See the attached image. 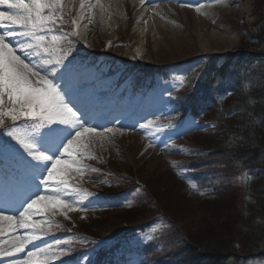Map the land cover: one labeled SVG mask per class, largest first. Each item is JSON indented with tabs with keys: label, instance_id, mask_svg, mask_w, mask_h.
Returning <instances> with one entry per match:
<instances>
[{
	"label": "rangeland",
	"instance_id": "obj_1",
	"mask_svg": "<svg viewBox=\"0 0 264 264\" xmlns=\"http://www.w3.org/2000/svg\"><path fill=\"white\" fill-rule=\"evenodd\" d=\"M83 2L86 7L81 9V0H64L62 9L66 8L68 17L63 20V23H60V27L67 29L69 34L73 30L79 33L74 36L86 50L78 51L77 58L85 61L92 59L93 57L88 53L90 51L96 54L94 56H97L93 59L100 60L101 55L104 54L108 59L126 64L128 77L132 75L158 77L155 78V81L152 79L142 80L148 84L154 83L155 86L149 92L146 104L140 107L147 115L163 117L173 114L175 110L172 107L164 106L165 101L168 100L167 94L182 90L180 97L187 98L188 106L182 105L179 112L176 113L175 120L174 118L163 119V123L169 122L171 124L167 127L177 126L178 129L183 124L186 126L173 133L168 131L165 126L157 125L142 130L140 125L147 124L151 120L136 118L134 115L128 118H125L124 115H117L112 120L95 116L88 118L89 123L94 122L96 125L113 128L114 132L106 134L107 140L97 138L94 146L90 148L91 154L95 158L83 161H95L103 170L124 178L125 180L116 184L118 190L133 186L138 182L143 185L147 198L143 196V199L138 203V195L123 196L116 203L109 204L105 199L93 203L88 198L89 195H81L79 197H82L83 204L87 206L86 211L56 209L47 205L48 208L55 211V215L52 214V211H46L45 216L37 215L31 220L33 222L43 219L53 221V226L48 229V234L67 231V229L78 232V237L65 238L64 240L70 243L59 247L69 248V253L79 255L82 258L81 264L104 263L110 258V255L104 256V251L108 249L107 245L111 241L109 237L119 235V241H125V238L120 237L124 236L131 226L138 221L144 222L161 213L169 219L167 226L169 232H172L170 245L174 249L175 246L180 248L183 243L193 247L196 235L199 236L198 241L202 242L206 238L208 229L210 232H216L221 228L227 229L231 239L235 243H240L241 224L238 225L237 230L232 227L235 215L230 209L233 206H236L238 210L239 208L245 209V207L255 208L257 203H260V207L264 200L261 201L258 198L254 188L262 183H258L259 181L252 183V180L248 181L245 178L243 182L247 184L244 186L248 185L250 188L238 185L240 189L233 187L225 193L214 187L211 176L218 178L234 175L228 166L231 157L229 155L224 157L225 147H231L229 127L228 124L218 121V110L209 111L208 107L196 106L198 102L196 104L194 102L196 99L195 83L199 75L207 76V71H216L220 65H224L219 64L225 63L222 59L239 56L245 60V54L258 51L257 40L253 41L252 38L258 34L253 27L259 23L263 14L262 5L256 0H147L144 2H140V0H102L101 3L105 8L102 13L100 9L89 10L87 8V5L94 4L95 0H83ZM182 4L189 6H181ZM201 5L203 7H200ZM198 7L199 11H197ZM110 10L112 16L109 14ZM100 13L103 18L107 17V20L104 19L101 21L102 23H97L93 15H101ZM114 14H117L120 22H114L116 19ZM81 16L84 18L81 19ZM89 18L92 23H89ZM73 20L79 25L78 28L72 24ZM61 35L65 37L63 45L69 44L68 35L64 33ZM177 40L181 44L176 43ZM36 51L42 54V50ZM210 59L215 62H210L208 65ZM66 60L63 61V65L59 67L53 79L62 88L65 85L70 87L76 94V102L81 99L79 97L82 94L78 90H74V86L80 87L83 91L91 90L93 92L106 88L110 81L109 77L97 75L92 69L76 72ZM54 67H56L54 64L46 65L44 70L47 71ZM149 69L152 71L150 72ZM117 70L121 76L122 71L118 68ZM61 76L63 81H61ZM181 80L184 81L183 85L180 84ZM214 85H218L217 82ZM137 90V87H133L131 94L136 93ZM190 91L193 92L192 95ZM226 99L225 96L218 97V101L223 103L219 109L223 108ZM79 101L83 103L82 100ZM140 108L137 111H141ZM228 118L227 121L232 117L230 118L228 115ZM191 121H195L196 126L188 131L187 124ZM156 128L160 130L156 131ZM116 129L119 131H115ZM100 131L103 129L98 127L97 132ZM85 139L87 140L88 137ZM201 149L207 150V153L203 154L204 160L190 159L193 160L194 165H191L190 161V166L183 168L187 164L188 153L198 154V150ZM192 150L194 152H191ZM177 154L181 157H178ZM169 165H174L175 171L171 172L168 168ZM257 167L261 169L259 170L263 176L264 166L252 167L250 164L248 165L252 171ZM68 171L71 177L79 175L71 169ZM239 174L241 175V172ZM182 175L184 177L194 176L195 179L197 177V180L200 181L199 184H204V186L195 188V184L191 182L194 187H190V182L181 180ZM246 175H249V172ZM142 181H145V184H142ZM249 182L251 183L249 184ZM77 187L80 188L78 185ZM89 187L90 189L103 187L106 189L105 191L111 190L110 186L93 183ZM247 191L248 194L245 195ZM83 192L88 193L87 191ZM151 193H155L154 199L151 197ZM245 196L247 197L245 198ZM79 197L76 198L79 199ZM91 203L93 204L91 205ZM41 207H45V205H41ZM239 216L237 211V219ZM212 223H217V225L212 227ZM206 224L207 226H205ZM0 227L7 234L8 222H0ZM16 231L17 234H24L29 230L19 229ZM83 232L97 235L96 241L79 240ZM155 232L156 229L151 230L147 233V237H153ZM175 234L183 241L179 242L180 239L177 240ZM3 239L5 236H0V240ZM242 239L244 240V237ZM55 242L56 240H53L50 235H46L42 240L33 243L40 244L41 247L46 244L55 247ZM9 246V243L3 244V248ZM31 248H33V244L27 245L25 251ZM238 249L236 254L240 255V252L242 254V248ZM19 258L27 259V256L25 253H17L14 257L0 256V262L1 264H12L11 261ZM246 260L243 264H264V257L247 258ZM229 263L238 264L236 261Z\"/></svg>",
	"mask_w": 264,
	"mask_h": 264
},
{
	"label": "snow or ice",
	"instance_id": "obj_2",
	"mask_svg": "<svg viewBox=\"0 0 264 264\" xmlns=\"http://www.w3.org/2000/svg\"><path fill=\"white\" fill-rule=\"evenodd\" d=\"M63 7L64 0H0V129H3L0 137L7 136L15 141L30 157L25 159L9 140L0 138V156L5 152L12 153L30 172L23 191L8 189L6 192L0 178V222H8L7 234L0 227V236H5L0 240V256L14 257L17 253L27 256V259L12 261V264H46L48 260L69 253V248L59 247L70 243L64 239H57L55 247L35 245L33 242L48 235L53 221L33 222L31 218L43 217L46 211H52L47 205L71 211L87 210L82 199L76 197L89 194L70 183L72 177L68 169L79 174L81 179L85 172L97 171L89 169L83 160L95 158L90 148L97 138L107 140L106 134L114 132L113 128L89 123L88 112L77 106L75 92L67 85L62 88L53 79L71 54L70 49L63 47L65 37L51 27L63 19L62 14H58ZM80 7H86L83 0ZM87 8L105 11L101 0L89 3ZM89 23H92L91 18ZM72 24L79 27L75 20ZM72 35L79 33L74 30ZM36 50H42V54ZM50 64L56 67L45 71V66ZM183 83L181 80L180 84ZM6 120L11 122L7 127ZM20 121L25 125L23 134ZM193 126L196 122H189L187 130L191 131ZM98 127L103 131L97 132ZM152 127L151 121L140 125L142 130ZM190 187H194L191 182ZM6 212L10 214L6 215ZM52 214L55 215V211ZM19 229L29 231L17 234ZM4 243L10 246L3 248ZM29 244H33V248L25 251Z\"/></svg>",
	"mask_w": 264,
	"mask_h": 264
},
{
	"label": "trees",
	"instance_id": "obj_3",
	"mask_svg": "<svg viewBox=\"0 0 264 264\" xmlns=\"http://www.w3.org/2000/svg\"><path fill=\"white\" fill-rule=\"evenodd\" d=\"M256 1L263 7V14L261 15L260 21L253 27L258 33L252 38L253 41L257 40L259 46L258 51L245 54V60L239 56L224 58L222 60L225 63L218 62L224 65H220L216 71H207V76L201 74V77L195 83L196 99H194V102L195 104L198 102L196 106L202 105L203 107H208L209 111L218 110V121H221L223 124H228L229 127V143L231 147H225L226 151H224V157L228 155L231 157L228 166H230L229 168L232 169L234 175L218 178L211 176V182L214 187L219 188L225 193L233 187L239 189V186L247 187L248 185L244 186L247 183L243 182L245 178L248 181L252 180V183L259 181L258 183L262 184L259 186L256 185L257 188L255 187L256 189L254 188V190L255 194L259 196L258 198L262 201L264 200V175H261V169L259 167L254 171L248 168L249 164L252 167L256 165L264 166V0ZM91 57L95 58L97 56L91 55ZM114 62L118 64L117 68L122 71V75L119 79L121 81L120 83H122L128 79L126 64L118 60ZM210 62L215 61H211L210 59L208 65ZM108 71L111 72V70ZM123 71H125V73ZM216 82L218 85H214ZM190 93L191 95L193 94L191 91ZM126 94L127 97H125V95H120L116 93L114 89L107 92V95L111 96L112 102L121 101L126 98L129 103H133L135 98L128 97V91ZM180 94L182 93H176L174 97L171 98V101H174L176 111L173 115L169 116V119L174 118L175 120L177 116L176 113L179 112L182 105L188 106L187 98L180 97ZM223 96H225V98L227 97V99L223 108L219 109L220 105L223 103L218 101V97L222 98ZM121 108L122 107H120L119 110H121ZM228 115H230V118L232 117L229 121H227L229 119ZM10 124L11 122L6 120L5 126L7 127ZM2 132L3 129H0V133ZM16 150L22 155V151ZM206 151V149H201L198 150V154L189 153L187 164L183 168L187 167L193 161L190 159L197 158L199 159L198 161H203V154H206ZM249 151L251 152L250 154L248 153ZM191 152L194 151L192 150ZM244 152L248 154L246 155ZM4 159H7L13 170H17L18 168L19 170L17 171L28 172L20 158L12 153L5 152L3 156H0V161L5 163ZM83 163L87 165L89 169H97V171L85 172L82 179L80 175H75L71 178L70 182L78 185L83 191H87L89 195H91L90 199L94 198L98 200L104 197L122 194V192L118 191L116 188V184L125 179L110 175V173L103 170L99 164L97 165L95 161H84ZM191 165H194V163L192 162ZM168 168L171 172L175 171L174 165H169ZM240 172L241 175L239 174ZM247 172H249V175H246ZM191 177L199 184L200 181L197 180V177L196 179L194 176ZM146 182L148 183L149 180ZM251 182H249V184ZM91 183L100 186H110L111 190L105 191L106 189H103V187H99V189H90L89 186ZM143 183L145 184V181H142V184ZM199 186L202 187L204 184H199ZM128 189V193H131V196H139L138 203L143 199V196L147 198V194L141 184L138 186L133 184V186H129ZM151 194V197L154 199L155 193ZM247 194L248 191L245 195ZM250 195H252V193H250ZM246 197L247 196H245V198ZM255 202H257V200H255ZM259 205L260 203H257V207L255 208L245 207V209L239 208V210L236 206H233V208L230 209L231 211L233 210V215H235L232 227L237 230L238 225L241 224L239 234L240 243H235L231 239L227 229H218L219 232H210L208 229L206 238L202 240V242L198 241L199 236L196 235L193 247L183 243L180 248L175 246L174 249L170 245L172 243V232H169L167 226L169 219L165 214L161 213L154 215V217L144 222L138 221L130 227L124 236L120 237L127 240V245L123 248L126 253L125 257L138 255V257L142 259L141 264H230L229 262L231 261L243 264L244 261H247V258L264 257V201L260 207ZM236 210L240 215L238 219L236 217ZM212 224V227L217 225V223ZM151 226L157 227V233L152 241L146 244L133 245L130 243V241L136 238L137 235H140L144 229L146 230ZM205 226H207V224ZM85 234L95 239L97 236L88 234L87 232H85ZM242 237H244V240ZM118 238L119 235L109 237L111 240L109 241L111 244L110 248L115 244L121 243ZM178 238L179 237L176 235L177 240ZM181 240L182 239L178 241L180 242ZM239 247L242 248L243 251L242 254L240 252V255L236 254L239 251ZM110 254L112 255V253Z\"/></svg>",
	"mask_w": 264,
	"mask_h": 264
},
{
	"label": "bare ground",
	"instance_id": "obj_4",
	"mask_svg": "<svg viewBox=\"0 0 264 264\" xmlns=\"http://www.w3.org/2000/svg\"><path fill=\"white\" fill-rule=\"evenodd\" d=\"M101 1H102V0H101ZM144 1H147V0H143V2H144ZM140 2H142V0H140ZM143 4H144V3H143ZM98 9H99V8H96V10H98ZM99 12H100V11H99ZM111 13H112V11L110 10V11H109L110 16H112ZM100 14H101V15H96V14L93 15V18L96 20L97 23H102L101 21L104 20V19L107 20V17L103 18L102 13H100ZM114 17H116V19L114 20V22H116V23H117V22H120L119 17L117 18V14H116V15L114 14ZM200 21L203 22L202 20H200ZM110 22H111V21H110ZM175 39H177V38H175ZM176 43L181 44L180 42H178V40L176 41ZM185 45H186V44H185Z\"/></svg>",
	"mask_w": 264,
	"mask_h": 264
}]
</instances>
